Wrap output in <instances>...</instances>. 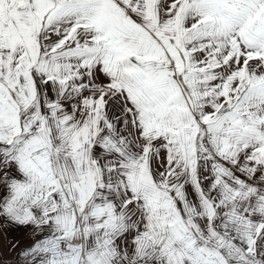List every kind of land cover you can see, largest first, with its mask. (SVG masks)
<instances>
[{"label": "snow or ice", "instance_id": "1", "mask_svg": "<svg viewBox=\"0 0 264 264\" xmlns=\"http://www.w3.org/2000/svg\"><path fill=\"white\" fill-rule=\"evenodd\" d=\"M0 264H264V0H0Z\"/></svg>", "mask_w": 264, "mask_h": 264}, {"label": "rangeland", "instance_id": "2", "mask_svg": "<svg viewBox=\"0 0 264 264\" xmlns=\"http://www.w3.org/2000/svg\"><path fill=\"white\" fill-rule=\"evenodd\" d=\"M8 240H20L22 243L24 237L20 233L8 232L4 235H0V259L4 261H11L15 258V251L7 246Z\"/></svg>", "mask_w": 264, "mask_h": 264}]
</instances>
